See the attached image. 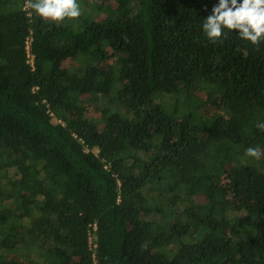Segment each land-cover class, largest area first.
I'll use <instances>...</instances> for the list:
<instances>
[{"label":"trees","instance_id":"16d2710c","mask_svg":"<svg viewBox=\"0 0 264 264\" xmlns=\"http://www.w3.org/2000/svg\"><path fill=\"white\" fill-rule=\"evenodd\" d=\"M97 1L0 0V264H264V42H211L218 0Z\"/></svg>","mask_w":264,"mask_h":264},{"label":"clouds","instance_id":"9594fccd","mask_svg":"<svg viewBox=\"0 0 264 264\" xmlns=\"http://www.w3.org/2000/svg\"><path fill=\"white\" fill-rule=\"evenodd\" d=\"M25 9L35 11L46 21L60 23L83 14L79 0H26ZM207 38L215 43L226 37L225 29L238 32L239 38L259 46L264 42V0H218L202 25ZM256 127L264 130V122ZM245 154L259 160L264 151L248 147Z\"/></svg>","mask_w":264,"mask_h":264},{"label":"rangeland","instance_id":"374dc122","mask_svg":"<svg viewBox=\"0 0 264 264\" xmlns=\"http://www.w3.org/2000/svg\"><path fill=\"white\" fill-rule=\"evenodd\" d=\"M79 3H80V5H81V8H82V10H83V14L84 15H88V13H93L94 11H96L97 9H96V7H95V5L97 6V3H98V1L97 0H79ZM96 9V10H95ZM97 12V11H96ZM100 17H103L104 16V14H102V13H100V15H99ZM84 56L86 57V58H89V57H91V56H93V52L92 51H86V52H84ZM198 94H201V92H198ZM218 98H219V94H217V96L214 98V100H213V102L215 103V105L218 103ZM157 101H161L163 104H164V106L166 107V108H171L172 106H171V101H170V97L168 96V95H166V96H162V97H160V96H157V99H156ZM213 107H216V106H214L213 104L212 105H209L208 103H204V101L203 102H201L200 104H199V109H201V110H205V111H210V109L211 108H213ZM92 110H96V109H92ZM263 158H264V156H262L261 158H260V160L262 161V163L264 162L263 161ZM264 164V163H263ZM13 179V178H12ZM6 229V227L5 226H1L0 225V232H2L3 230H5ZM1 238V237H0ZM0 258H1V256H0Z\"/></svg>","mask_w":264,"mask_h":264},{"label":"built area","instance_id":"2783aa9c","mask_svg":"<svg viewBox=\"0 0 264 264\" xmlns=\"http://www.w3.org/2000/svg\"><path fill=\"white\" fill-rule=\"evenodd\" d=\"M97 228V223H93L92 224V229L93 230H96ZM89 244L90 246L93 248V247H96L97 245L93 242V234H92V231L90 230L89 232Z\"/></svg>","mask_w":264,"mask_h":264}]
</instances>
